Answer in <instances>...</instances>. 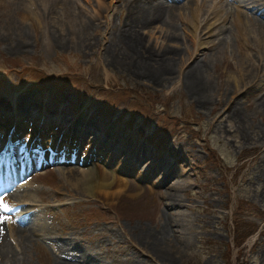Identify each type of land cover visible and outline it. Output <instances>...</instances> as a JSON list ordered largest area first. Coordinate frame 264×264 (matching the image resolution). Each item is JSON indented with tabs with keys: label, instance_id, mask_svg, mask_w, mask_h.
Instances as JSON below:
<instances>
[{
	"label": "rangeland",
	"instance_id": "1",
	"mask_svg": "<svg viewBox=\"0 0 264 264\" xmlns=\"http://www.w3.org/2000/svg\"><path fill=\"white\" fill-rule=\"evenodd\" d=\"M167 2L11 0L0 8V115L73 139L84 130L85 144L117 157L115 164L139 165L144 174L127 176L130 188L111 204L66 177L62 169L81 166L78 159L41 165L37 144L21 133L12 143L35 166L6 191L11 207L0 214L31 224L36 235L22 243L9 220L1 224L0 246L17 258L0 257V264H83L72 259L68 242L99 264H264V51L247 50L264 44V31L252 33L242 53L231 23H220L193 0H178L184 8L172 12L179 43L164 41L159 21L137 26L144 18L138 5ZM224 5L230 13L242 4ZM195 7L201 8L198 22L191 20ZM27 11L33 19L23 16ZM259 16L264 21V12ZM133 25L142 39L137 46L122 37ZM177 44L182 56L172 78L160 82L140 69L141 59L158 66L165 47ZM196 58L208 65L207 105L178 74ZM252 61L260 75L247 68ZM74 121L82 130L66 133ZM9 145L0 133V152ZM148 233L150 242L174 241L170 262L140 240Z\"/></svg>",
	"mask_w": 264,
	"mask_h": 264
},
{
	"label": "bare ground",
	"instance_id": "2",
	"mask_svg": "<svg viewBox=\"0 0 264 264\" xmlns=\"http://www.w3.org/2000/svg\"><path fill=\"white\" fill-rule=\"evenodd\" d=\"M10 1L11 0H0V8L5 7L7 3H10ZM19 1L21 0H12V2L17 3H19ZM193 1H197V6L200 4L199 2L204 4L203 9H207V11L211 13V15H215L218 21H221L220 23L224 25L231 23V27H234L236 29L238 33V38L241 41L238 48L242 53H246L247 50L257 51L258 53L264 51V44L260 43L256 45V48L249 47L246 50L247 42H249V36L252 33L254 34L264 31V21L261 19V16H259V14H262L261 9L264 8V0H233L237 1L239 4L242 5H237V8L231 10L230 13L223 12L225 9L224 0ZM177 2L178 0H168L166 6H163L161 3H158L148 6L147 8L138 5L137 9L140 10L144 18H141L139 16V23L138 25H136L139 28H148L153 25L154 21H159L161 23L159 27L166 29L164 33V41L172 40L174 42L179 43V41L182 39V36L179 34V29L181 27L179 25V22L174 20L175 18H173L174 15L172 12L173 10H181L184 7L179 6ZM136 3H138V1H136ZM245 8H247L251 12L248 10L246 11ZM200 12L201 8H196V10L194 9L192 11L191 20L193 22L199 21ZM31 15L32 13L30 11H27V13L23 16L27 17L28 19H33V16ZM134 25L129 29L124 30L125 34H123L122 37H127L129 39L130 45L137 46V44L141 43L142 39L139 35L140 29L138 27H134ZM182 29H184V27H182ZM230 31V28L226 29V31L224 30V32L226 33ZM195 36L196 38L198 37L197 34ZM200 41L201 40H199V43ZM18 47L19 46L17 45V48ZM179 47V44H177V46L175 47L166 46L165 50L162 51L163 58L160 60V64L158 66L154 65L153 62H149L150 60L148 61L147 59H141V61H139V64L144 65L140 69L146 70V73H150V75H152L153 73L154 75L151 78L153 80L160 79V82L161 78L162 80L172 78L171 76L176 72L181 61L180 58L182 55L181 51H178ZM135 51L136 50L132 51L131 53L133 54ZM184 60L186 62L188 58ZM251 66L254 67L260 75L259 63L256 64L253 61L250 63L248 62L247 68H250ZM188 67L189 68L187 72L179 70L178 74H183L182 79H185L187 87L191 90L194 99L199 100V103H201L202 105H207L209 103V91H211L212 89V84L210 81H208L209 79L207 74V62L204 59L196 58L195 60H193L192 63L188 64ZM261 104L264 105V101ZM25 111L29 112L30 109L26 108ZM1 124L7 126L5 128V132L3 131V133H5L7 137H13L17 133L21 134V132H27L31 138H34L36 142H38V144L40 142L39 146L41 147V154L45 156L43 159V161L45 160L44 163L55 159L64 161L62 158L63 156H66L65 162H67L69 159H73V156L78 155L79 157L77 158L81 166L75 167V169H62V171L64 172L66 177L70 178L73 185H77L78 187L82 188L83 191H85L86 193L88 192L92 193L93 195L98 194L101 196H105L108 202L113 204L117 201V199H119V197L122 195L123 192H125V190H128L130 188V182L125 177L127 174H129V162L126 163L123 161H116V166L113 169H110L111 171L106 170L104 165H107V163H113V161H115L117 157L115 158V156H108L105 158L107 152L103 150H98L99 148L96 144H85V141H83L85 140L84 130L79 128V125L81 123L77 125V121H74L69 124L65 130L66 133L68 131L75 133V129L78 127L77 131L82 130L80 133H78L80 139H73L70 134L65 135V132L64 134H60V132L58 133L56 131H54L53 133H49L48 129L34 127V125L21 126L20 124H18V122L17 124H15V129H13L12 126L14 124L11 123L9 125L8 120L5 117L0 116V130H2L3 128ZM102 135L98 134L95 139L101 140ZM112 147H114V144L111 145V148ZM103 159H105L104 163ZM132 170L137 171L135 168H132ZM1 188H4V186H1ZM4 193L1 197H3L6 203L12 202V199L9 197L8 194H6V191ZM171 199L173 201L172 203L176 204L177 199L174 197V195L171 196ZM17 222L18 224H20V226L17 225ZM11 224L12 227L14 226V231L12 232L15 233V236L18 235L21 238L22 243H26L27 241L32 240L33 236L36 235V228L31 226V224L27 222L19 221V219H13ZM1 228L2 227L0 226V240H2L4 237V233ZM163 234L166 233H162V235ZM150 238L151 236L149 235V233L140 236V240H142V242H144L145 244L149 245L148 247H150L153 254L156 253L161 256L164 262H170L172 260L171 254L172 252H174V248L177 247V245H171V243H173L174 241L169 242V240L168 243H166L163 241V238H160L157 240H153V242H150ZM176 240L180 241L179 238ZM163 243H166L164 247H162ZM64 246L65 248H67V250L71 248L75 250L76 253L79 252V249L73 246L71 242L65 243ZM10 254H13V256L8 257ZM0 257H6L7 259L12 258V260H14L15 258H17V254L13 253V251L11 250L4 249L3 246H0ZM76 257V259L83 264H99L95 257H92L91 253H88L86 251L81 252L80 255L78 254ZM60 264L73 263L64 261Z\"/></svg>",
	"mask_w": 264,
	"mask_h": 264
},
{
	"label": "snow or ice",
	"instance_id": "3",
	"mask_svg": "<svg viewBox=\"0 0 264 264\" xmlns=\"http://www.w3.org/2000/svg\"><path fill=\"white\" fill-rule=\"evenodd\" d=\"M0 209H2L3 211L10 210L9 205L4 202L3 197H0ZM6 220H10V217L0 214V224H3Z\"/></svg>",
	"mask_w": 264,
	"mask_h": 264
}]
</instances>
